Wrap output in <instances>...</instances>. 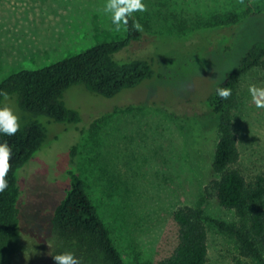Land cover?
<instances>
[{
    "label": "rangeland",
    "instance_id": "374dc122",
    "mask_svg": "<svg viewBox=\"0 0 264 264\" xmlns=\"http://www.w3.org/2000/svg\"><path fill=\"white\" fill-rule=\"evenodd\" d=\"M228 0H143L133 15L143 38L128 49L153 56L171 79L153 78L113 97L74 85L64 94L82 121L38 120L47 130L44 145L19 170L21 229L43 244L35 264H55L49 224L70 184L69 172L83 178L125 264H156L178 244L175 210L201 206L208 215L239 223L209 189L219 139V117L203 104L224 72L233 68L249 42L264 35V15L249 17L210 42L221 29H206ZM105 0H0V81L13 71L38 68L102 41L126 35L103 14ZM238 15L264 8V0H238ZM226 42V41H225ZM250 85L264 87V66L242 74L225 115L233 120L239 159L233 164L254 181L264 175V109L251 101ZM22 120L27 114L7 98ZM76 149L75 164L72 159ZM207 264H261L241 255L237 240L208 226Z\"/></svg>",
    "mask_w": 264,
    "mask_h": 264
},
{
    "label": "trees",
    "instance_id": "16d2710c",
    "mask_svg": "<svg viewBox=\"0 0 264 264\" xmlns=\"http://www.w3.org/2000/svg\"><path fill=\"white\" fill-rule=\"evenodd\" d=\"M235 2L238 4V0H228L214 22H204L208 30H223L210 45L222 40L224 49L230 50L232 44L227 42V31L249 17L264 15V8L238 15ZM137 21L132 14L123 38L98 42L42 67L13 71L0 81V89L8 93L7 98L15 99L27 114L18 120L20 128L15 135L0 133V143H7L12 150L5 177L8 187L0 193V264H35L43 249L42 243L35 237H28L21 229V187L17 176L46 141L47 130L38 117L47 116L78 125L82 121L80 112L64 100L66 90L74 85L81 84L91 92L113 97L148 79L173 77L161 69L159 59L128 54L130 46L143 38V29L137 31L133 27ZM237 58L235 66L224 72L203 99V104L212 114L220 116L219 139L212 162L216 176L209 189L222 206L235 211L240 222L232 224L212 217L201 206H180L174 212L178 244L169 256L156 264H207L209 223L232 235L241 255L264 264V175H257L254 181L248 182L242 172L233 167L240 152L233 120L225 115L231 96L221 99L216 95L218 86L233 91L242 74L264 66V35L255 36ZM7 98L0 96V106L11 103ZM76 149L75 146L72 152L74 164ZM69 176V188L54 207L50 219L48 236L52 259L53 255L72 252L80 264H125L83 178L77 170H71Z\"/></svg>",
    "mask_w": 264,
    "mask_h": 264
},
{
    "label": "clouds",
    "instance_id": "9594fccd",
    "mask_svg": "<svg viewBox=\"0 0 264 264\" xmlns=\"http://www.w3.org/2000/svg\"><path fill=\"white\" fill-rule=\"evenodd\" d=\"M103 14L109 18L111 24L116 31L121 27L128 25V20L135 12L146 11V6L143 0H105L103 5ZM133 27L137 31L142 30V25L137 21ZM251 96V101L258 109H264V87H257L250 85L248 88ZM232 94L230 88L217 87L216 95L221 99H227ZM0 96L7 98L8 93L0 89ZM18 116L13 109L8 106H0V133L13 136L20 128ZM12 156V150L7 143H0V193L8 187V181L5 179L10 164L9 161ZM55 264H80L79 258L72 252H63L53 255Z\"/></svg>",
    "mask_w": 264,
    "mask_h": 264
}]
</instances>
